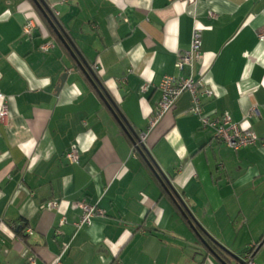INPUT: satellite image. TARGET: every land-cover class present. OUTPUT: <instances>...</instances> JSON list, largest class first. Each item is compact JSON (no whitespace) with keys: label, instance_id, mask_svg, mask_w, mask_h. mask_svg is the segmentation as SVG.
<instances>
[{"label":"crops","instance_id":"crops-1","mask_svg":"<svg viewBox=\"0 0 264 264\" xmlns=\"http://www.w3.org/2000/svg\"><path fill=\"white\" fill-rule=\"evenodd\" d=\"M44 2L128 124L148 132L146 148L198 225L227 251L264 264V142L224 147L189 113V93L150 127L158 84L189 74L175 63L199 28L194 70L212 93L202 115L227 114L264 141V0ZM27 17L37 25L31 36L22 32ZM47 42L54 48L42 52ZM75 66L30 0H0V264L31 255L53 264L63 244L60 264H220ZM71 150L76 164L65 157ZM83 200L103 213L75 233ZM48 201L58 209L42 208Z\"/></svg>","mask_w":264,"mask_h":264},{"label":"built area","instance_id":"built-area-1","mask_svg":"<svg viewBox=\"0 0 264 264\" xmlns=\"http://www.w3.org/2000/svg\"><path fill=\"white\" fill-rule=\"evenodd\" d=\"M37 25L33 18L27 17L25 24L22 28L24 35L31 36ZM260 42H264V30L260 31L257 35ZM201 46H202V31L199 28H193L191 35V43L188 51L182 52L178 55L177 62L175 63L176 70L181 73L184 68L189 69L187 76H165L158 84V90L160 92V99L157 103V112L154 119L150 123L152 128L158 123V121L175 106L179 97L184 93H189L191 96V108L189 113L200 117L201 126L204 129L210 130L213 137L224 147L233 151H238L245 147L254 146L261 141L252 131L243 128L239 123L233 122L231 117L227 114H223L217 117H210L202 115V100L211 97L212 93L203 84L202 77L197 76L194 70V64L201 58ZM54 48L53 42H47L40 47L42 52H48ZM142 90H145L143 87ZM250 115L259 117V111L256 107H252ZM7 117V107L2 105L0 109V122ZM147 133L140 135V142L146 146ZM133 155V154H132ZM66 159L71 164L78 163V155L75 150H71L66 154ZM58 203L56 201H48L42 208L47 210H57ZM80 215L78 216L75 226V233H78L84 227L91 224L92 219L103 212L95 205L88 204L84 200L79 202ZM65 218H62L60 225L65 224ZM61 231H57V236L61 235ZM69 249V244H63L61 246L60 254L56 258L53 264H60L61 258ZM245 261L247 264H253L249 256H246ZM27 264H35V258L33 255L27 258Z\"/></svg>","mask_w":264,"mask_h":264},{"label":"water","instance_id":"water-1","mask_svg":"<svg viewBox=\"0 0 264 264\" xmlns=\"http://www.w3.org/2000/svg\"><path fill=\"white\" fill-rule=\"evenodd\" d=\"M35 8L42 15L43 19L49 25L53 33L59 42L63 45L65 50L70 55L71 59L74 61L78 70L83 74V76L87 79L89 84L92 86L94 91L97 93L98 97L101 99L105 107L111 113L123 133L130 140L131 144L135 148L136 152L140 155V157L144 160L146 165L152 171L154 176L156 177L158 183L161 185L166 195L172 201L176 209L179 211L181 216L185 219L189 228L196 236L199 243L206 249L207 253L215 258L220 264H247L244 258H240L239 256L227 251L225 248L220 246L214 240H212L205 231L198 225L195 221L194 217L186 207L182 198L173 188L170 180L163 174V172L159 169L156 163L153 161L148 149L144 144L140 142V136L132 129V127L125 120L123 115L120 113L116 103L111 98L93 69L88 65L83 56L75 47L72 40L66 34L59 21L57 20L55 14L51 11L49 6L44 2V0H31ZM153 161V162H152ZM200 230L208 239L218 245L222 251L223 256H219L213 248L209 245L206 239L200 234L198 231Z\"/></svg>","mask_w":264,"mask_h":264},{"label":"trees","instance_id":"trees-1","mask_svg":"<svg viewBox=\"0 0 264 264\" xmlns=\"http://www.w3.org/2000/svg\"><path fill=\"white\" fill-rule=\"evenodd\" d=\"M30 2H31V0H30ZM32 3V2H31ZM32 6H33V8H34V10H35V12H36V14H37V16H38V18L40 19V21L43 23V25L46 27V29L49 31V33L51 34V36L52 37H54V38H56L55 37V34L53 33V31L51 30V28L49 27V25L46 23V21L43 19V17H42V15L39 13V11L35 8V6L33 5V3H32ZM75 68H77L76 66H75ZM133 151L136 153V150H135V148L133 147ZM153 162V161H152ZM160 187H161V185H160ZM161 189H162V191H163V193H165V191L163 190V188L161 187ZM165 195H166V193H165ZM167 196V195H166ZM168 197V196H167ZM199 232H200V234L204 237V239H206L207 240V242L209 243V245L213 248V250L219 255V256H223V251H222V249L218 246V245H216L214 242H212L210 239H208L200 230H198Z\"/></svg>","mask_w":264,"mask_h":264}]
</instances>
